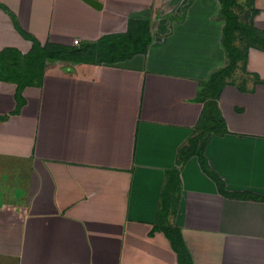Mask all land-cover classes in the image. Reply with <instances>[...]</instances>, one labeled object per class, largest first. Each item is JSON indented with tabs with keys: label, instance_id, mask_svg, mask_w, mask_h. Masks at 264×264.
Segmentation results:
<instances>
[{
	"label": "crops",
	"instance_id": "crops-1",
	"mask_svg": "<svg viewBox=\"0 0 264 264\" xmlns=\"http://www.w3.org/2000/svg\"><path fill=\"white\" fill-rule=\"evenodd\" d=\"M95 1L0 0L2 66L18 71L0 74V264H178L156 229L164 205L191 264H264V199L248 197L264 198V50L219 93V134L198 95L226 65L223 24L161 17L162 0ZM129 21L149 22L145 53L100 60ZM33 41L97 49L20 82ZM194 137L226 195L197 156L181 160Z\"/></svg>",
	"mask_w": 264,
	"mask_h": 264
},
{
	"label": "trees",
	"instance_id": "trees-1",
	"mask_svg": "<svg viewBox=\"0 0 264 264\" xmlns=\"http://www.w3.org/2000/svg\"><path fill=\"white\" fill-rule=\"evenodd\" d=\"M220 7L219 15L223 21V27L221 30V41L220 45L226 57V65L212 75L206 81L202 91L198 95V101L204 103V122L207 124L210 122L209 130H217L223 128L222 132L218 131L219 134L224 133L225 124L222 118L219 115L217 109V100L219 93L226 85V80L232 76V73L237 67L239 61H243V71H245L246 61H247V51L251 47L261 48L264 50V32L256 29L253 24V18L257 15L258 11L253 9L254 0H245V5L252 8V13L248 18V24H243L239 20V16L234 12L235 7L238 6V0H215ZM109 38V37H108ZM110 39H117L115 44L109 46H98L101 51L100 60H108L106 62L112 63L113 60L120 58H126L125 56L131 57L135 53H145L148 45L151 43V36L149 32V22H128V30L126 35L111 37ZM236 41H244V48L238 49L234 43ZM97 49L94 45H87L82 47H64V46H51L44 45L40 46L39 43L33 41L32 48L30 52L23 56V65L20 67V82L28 79L29 77V67L31 68V75L36 72L35 75H38L43 70L44 60L48 57L53 59H73L76 55L83 54H94ZM10 51H3L0 53V74L4 73L11 77V71H17V64L13 65L14 69L11 70L12 64L7 61L3 64L1 59L6 58ZM98 55L100 53L98 52ZM108 55V57H106ZM4 68V71H2ZM18 72V71H17ZM19 77V78H20ZM257 78V76L255 75ZM12 78V77H11ZM18 79V78H17ZM258 79V78H257ZM23 88L22 86H20ZM206 142L205 137H194L189 141L187 148L182 150V161H185L186 158L190 156H197L200 167L202 171L211 178L217 186L219 193L226 195L224 191V185L218 176L209 170L207 162L203 156L202 150ZM178 173L174 171L173 174L168 176L166 182L164 193L172 192L176 189V184L178 183ZM247 197V196H244ZM253 200H263V197L250 196ZM167 206H163L162 210L158 213L157 221L158 227L157 230H161L165 237L170 242L173 250L176 252L178 264H191L190 256L183 244L179 230L167 226L165 224L166 217L168 215Z\"/></svg>",
	"mask_w": 264,
	"mask_h": 264
},
{
	"label": "rangeland",
	"instance_id": "rangeland-1",
	"mask_svg": "<svg viewBox=\"0 0 264 264\" xmlns=\"http://www.w3.org/2000/svg\"><path fill=\"white\" fill-rule=\"evenodd\" d=\"M162 2L164 8L166 10L167 9L170 10L169 11L170 14H161L159 15L161 17L172 16L174 20L176 19L180 20L179 22L181 23L187 22L189 24H200L201 27L206 31L209 29V27L207 28L205 26V23L208 21H212V22L216 21L223 24L222 18L219 15L220 7L215 0H162ZM244 2L246 3L245 0H238L239 4L234 9V12L237 13V15L239 16V20L243 24H248V18L252 13L251 10L253 8L258 11L257 13L259 14L258 23H260L261 26L264 27V0H254V4L252 8L245 5ZM211 32H213V29H211ZM168 42L169 39H167L166 43ZM244 43H245L244 41L241 42L236 41L234 45L238 49H243ZM243 65H244L243 61H239L237 63V67L235 71L232 73L234 81L241 80L239 83H242L243 74H248L246 73V70L243 71ZM232 76L229 79H231Z\"/></svg>",
	"mask_w": 264,
	"mask_h": 264
},
{
	"label": "water",
	"instance_id": "water-1",
	"mask_svg": "<svg viewBox=\"0 0 264 264\" xmlns=\"http://www.w3.org/2000/svg\"><path fill=\"white\" fill-rule=\"evenodd\" d=\"M86 3H88L90 6L96 9H100L101 4L95 0H84Z\"/></svg>",
	"mask_w": 264,
	"mask_h": 264
},
{
	"label": "built area",
	"instance_id": "built-area-1",
	"mask_svg": "<svg viewBox=\"0 0 264 264\" xmlns=\"http://www.w3.org/2000/svg\"><path fill=\"white\" fill-rule=\"evenodd\" d=\"M74 44H75V45H78V41H77V40H75V41H74Z\"/></svg>",
	"mask_w": 264,
	"mask_h": 264
}]
</instances>
